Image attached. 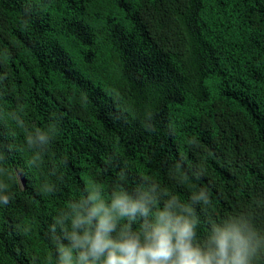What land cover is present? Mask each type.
Listing matches in <instances>:
<instances>
[{
    "label": "trees",
    "instance_id": "trees-1",
    "mask_svg": "<svg viewBox=\"0 0 264 264\" xmlns=\"http://www.w3.org/2000/svg\"><path fill=\"white\" fill-rule=\"evenodd\" d=\"M145 177L208 192L198 237L264 230V0H0V264H58L60 210Z\"/></svg>",
    "mask_w": 264,
    "mask_h": 264
},
{
    "label": "clouds",
    "instance_id": "clouds-1",
    "mask_svg": "<svg viewBox=\"0 0 264 264\" xmlns=\"http://www.w3.org/2000/svg\"><path fill=\"white\" fill-rule=\"evenodd\" d=\"M26 140L32 149L47 145L49 134L36 129ZM40 159L37 151L30 163ZM7 187L0 183V190ZM158 188L147 177L132 191L114 185L110 198L100 184L86 187L49 225L58 264H258L264 258V230L252 218L240 214L213 221L201 238L196 206L211 204L208 192L201 189L182 203ZM44 191L53 193L55 186L45 184ZM9 199L0 194V203Z\"/></svg>",
    "mask_w": 264,
    "mask_h": 264
}]
</instances>
